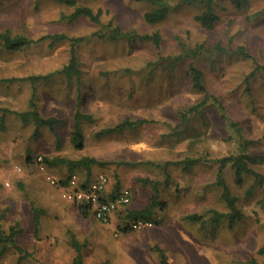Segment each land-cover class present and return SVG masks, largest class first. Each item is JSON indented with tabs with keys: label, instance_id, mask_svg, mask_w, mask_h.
Returning a JSON list of instances; mask_svg holds the SVG:
<instances>
[{
	"label": "rangeland",
	"instance_id": "obj_1",
	"mask_svg": "<svg viewBox=\"0 0 264 264\" xmlns=\"http://www.w3.org/2000/svg\"><path fill=\"white\" fill-rule=\"evenodd\" d=\"M79 5L102 9L101 22L72 20L74 8L54 0H0V34L82 38L75 49L86 72L78 80L57 75L35 86L8 82L62 69L72 41L55 47L40 43L17 52L0 45V109L5 110L0 111V222L5 231L17 224V244L33 251L22 259L10 246L0 264H73L71 233L86 242L83 264H161L155 246L166 251L172 264H251L253 259L264 263L259 253L264 246V186L250 176L237 184L233 169H224L223 179L242 214L230 227L223 189L217 185L219 159L264 155V0H250L243 8L231 0H216L219 20L212 31L196 19L204 12L200 2L174 9L159 24L145 22V13L152 9L146 2L79 0ZM110 23L125 34L159 32L161 44L133 38L110 41L105 37ZM219 43L226 53L215 49ZM199 46L204 49L196 57L191 51ZM240 46L250 57L238 54ZM192 66L203 72L208 92L221 99L225 119L210 103L198 114L187 112L205 97L192 88L187 74ZM80 87H92L93 94L78 104ZM32 100L43 117H58L64 123L51 130L24 122L19 113L30 111ZM77 109L93 117L83 125V149L72 143ZM126 118L147 123L98 136ZM247 141L253 143L246 147ZM45 157L104 162L93 172L112 176L110 188L116 181L131 188V210L145 209L157 196L161 204L146 221L152 226L125 233L121 228L135 220L116 215L105 224L93 212L84 216L47 180L48 175L66 176L68 166L41 170L39 158L44 162ZM188 157L202 161L186 168L182 162ZM255 169L264 174V164ZM33 206L44 211L37 235ZM213 210L225 215L218 223L212 221ZM195 214L199 221L187 219Z\"/></svg>",
	"mask_w": 264,
	"mask_h": 264
},
{
	"label": "trees",
	"instance_id": "obj_2",
	"mask_svg": "<svg viewBox=\"0 0 264 264\" xmlns=\"http://www.w3.org/2000/svg\"><path fill=\"white\" fill-rule=\"evenodd\" d=\"M58 3L65 4L66 6L70 8H74V12L69 17L72 20L79 19L81 17L88 18L92 22L100 23L101 18L104 14L102 9H99L97 11L93 10L92 8L84 5H79V0H54ZM131 1H137V2H146L148 4L152 5V9L145 13L144 20L147 24H159L165 21L169 15L172 13V11L182 5H194L198 2H200L203 5L204 12L201 15L197 16V21L201 25V27L205 30L212 31L215 29L216 24L219 20V16L217 13H215V3L216 0H131ZM250 0H231L232 4L235 5L237 8H243L249 3ZM175 3V4H173ZM111 28V31L105 36L106 39L110 41H118L120 39H127V38H133V39H139L141 41H148L153 42L156 46H160L162 37L159 32H156L152 35H141L137 32L128 33L125 34L123 30L119 26H113L112 23L107 26ZM103 37L102 35H99ZM65 41H72L71 42V48H70V57L68 64H66L62 69L48 73L46 75H31L26 76L22 78H12L8 79L6 81L8 82H28L30 85H36L40 81H47L51 79L54 76H64L68 80L72 81L74 79H80L82 75H84L86 72L80 67L79 59L77 57L76 53V45L83 41L82 38H73L70 39L66 34H50L42 36L38 39L33 38H26L22 36H16L11 37L6 31L3 34H0V45L5 47L7 50H10L12 52L21 51L22 49L35 45L40 43H48L50 47H55L57 44L63 43ZM201 46H199L196 50L191 51V54L198 57L200 53L203 51ZM215 49L223 54L226 53L225 47L221 43L217 44ZM238 54L244 56V57H250L245 47L240 46L237 49ZM181 58L178 57L177 61H180ZM259 70V66L256 67V70L251 72L250 75L247 77V82L249 84L250 80L255 76L256 72ZM188 77L191 79L192 88L195 92L204 94V99L197 103L196 105L192 106L187 112L191 113H200L201 109L208 105H213L215 107H218L222 111V117L225 119V106L222 103L221 99L218 98L215 95H212L208 92L205 83H204V74L203 72L192 66L187 71ZM79 85L78 83L76 84ZM250 88V87H249ZM249 88H247L249 90ZM78 97H77V103L81 104L84 102V100L87 98L88 95L93 94V88L92 87H83L79 89L78 91ZM0 111H5L0 109ZM20 117L24 122H33L36 125H44L50 128L51 130H54V127L57 125H61L64 123V121L58 117H43L37 107V104L32 100L31 102V109L30 111L21 112L19 113ZM183 117H186V114L183 115ZM93 121V117L91 114H88L86 112H82L79 109H77L75 115H74V125H73V132H72V143L75 145L76 148L83 149L84 147V134H83V125L85 123H91ZM1 122L3 123V119H1ZM147 123V120L145 119H135L132 118H126L119 124L115 125L114 127H110L107 129H104L98 133V136L103 135H111L116 132H123L125 130H134L140 127L141 125ZM252 141H247L245 143L246 147L250 144H252ZM202 161L201 158H185L183 160V164L186 168H189L191 166H194ZM219 163V174H218V181L217 185L223 189L222 192V199L227 204V207L229 209V213L227 214L231 218L230 227L233 226V223L236 219L242 218V214L240 210L238 209L237 205V198L232 194L231 190L225 183L223 179V171L227 166H230L235 174V182L237 184H242L244 182V179L246 176L253 177L255 181L259 184L264 186V174L258 172L255 169V166L264 164V155H251L248 153H241L239 155H230L223 157L218 160ZM105 163L98 161L94 158H83L78 161H71L63 158H55L53 160H50L49 158H44V165L46 168L48 166H61V165H67L68 166V174L64 177H62V182L67 183L68 177L77 174L81 177V179L84 181L85 185L92 180L97 174L103 173V171L99 172H93L94 166H103ZM78 169H83L84 172L80 173ZM107 175L109 178L110 184L112 182V176H110L107 173H103ZM147 182V180L145 181ZM122 188L121 183L116 181L114 187L110 189L109 197H113L117 192H119ZM132 204V203H131ZM130 205H128L126 208L121 209L118 212V216L122 220H142V221H149L153 217V209L156 205L161 204L159 200L157 199V196H154L152 198L151 204L142 210H131ZM74 206L78 207L79 210H81L82 214L84 216H88L90 213V208L86 206H81L78 204H73ZM33 223H34V229L35 234L37 235L39 233L40 225H41V215L43 214V210L33 206ZM213 214L212 221L214 223H218L222 220V218L225 216L224 214L213 210L211 211ZM187 219H191L194 221H199L201 218L199 215H190L187 217ZM129 223V222H128ZM123 232L127 233L128 231H135L131 228H129V225H126L125 228H121ZM21 233V229L16 225H13L9 228V231H5L3 229V226L0 222V259L3 257V255L6 254L8 247L12 246L17 252L20 253V258L25 259L31 256V253L28 252L26 249L21 247L17 244L16 238ZM71 242L70 246L73 248V250L76 253V256L73 259V264H83V248L86 245L84 243H81L77 240V238L74 236L73 233L70 234ZM154 251H157L160 253V259L161 264H172L169 260V257L167 256L166 251L160 247L155 246L153 248ZM260 254H264V246L259 250ZM105 264V263H104ZM108 264V263H107ZM251 264H264L259 263L255 259L251 260Z\"/></svg>",
	"mask_w": 264,
	"mask_h": 264
},
{
	"label": "built area",
	"instance_id": "obj_3",
	"mask_svg": "<svg viewBox=\"0 0 264 264\" xmlns=\"http://www.w3.org/2000/svg\"><path fill=\"white\" fill-rule=\"evenodd\" d=\"M41 170H45L43 159L39 158ZM47 180L61 191L62 198L71 203L89 207L93 214L103 223L108 224L116 217L118 212L132 203L133 192L131 188H122L113 197L110 194V181L107 175L97 174L85 185L84 181L77 174L68 177L64 184L62 179L56 176H47ZM129 228L141 230L145 227H151L150 222L136 220L129 222Z\"/></svg>",
	"mask_w": 264,
	"mask_h": 264
},
{
	"label": "crops",
	"instance_id": "obj_4",
	"mask_svg": "<svg viewBox=\"0 0 264 264\" xmlns=\"http://www.w3.org/2000/svg\"><path fill=\"white\" fill-rule=\"evenodd\" d=\"M41 226V225H40ZM36 239V238H35ZM31 255L33 254V251H31V249L29 250ZM168 256V255H167ZM35 257V256H34ZM169 257V256H168ZM30 258V257H29ZM170 260H172V258H170Z\"/></svg>",
	"mask_w": 264,
	"mask_h": 264
}]
</instances>
